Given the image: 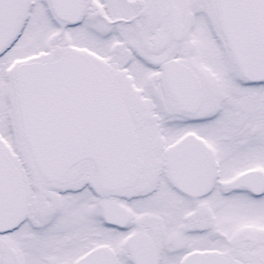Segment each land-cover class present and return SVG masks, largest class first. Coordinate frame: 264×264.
<instances>
[{"label": "snow or ice", "instance_id": "1", "mask_svg": "<svg viewBox=\"0 0 264 264\" xmlns=\"http://www.w3.org/2000/svg\"><path fill=\"white\" fill-rule=\"evenodd\" d=\"M0 264H264V0H0Z\"/></svg>", "mask_w": 264, "mask_h": 264}]
</instances>
